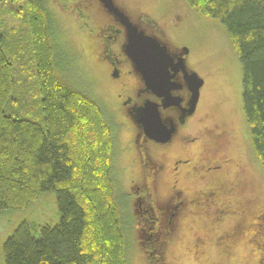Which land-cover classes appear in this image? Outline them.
Masks as SVG:
<instances>
[{"label": "trees", "instance_id": "16d2710c", "mask_svg": "<svg viewBox=\"0 0 264 264\" xmlns=\"http://www.w3.org/2000/svg\"><path fill=\"white\" fill-rule=\"evenodd\" d=\"M185 2L226 28L241 64L252 148L264 169V0ZM23 3L27 34L18 33L28 37L30 52L21 53L20 34L13 43L0 26V212L55 191L60 218L37 236L22 221L2 245L5 264H127L112 123L88 92L64 78L60 29L47 0Z\"/></svg>", "mask_w": 264, "mask_h": 264}, {"label": "rangeland", "instance_id": "374dc122", "mask_svg": "<svg viewBox=\"0 0 264 264\" xmlns=\"http://www.w3.org/2000/svg\"><path fill=\"white\" fill-rule=\"evenodd\" d=\"M121 1L125 2V7L134 16L144 14L145 20L148 17L165 27L169 51L173 52L175 47L180 46L186 47L189 51L186 61L191 70L203 79L204 84L200 89L201 96L195 112L197 118L195 128L203 130V127L208 126L214 132L217 128L227 131V142H223L221 148L230 161L217 177H221L220 183L227 186H230L233 180H242L245 185L243 191L246 190L237 196V200L242 201L243 204L241 211L236 210L233 218H225L221 225H217V221L213 218L205 216L190 219L185 212L186 195L181 194L176 201L179 207L175 223L176 227L178 223V230L163 237L166 241L162 243L160 240L166 229L162 228L161 231H155V234L151 235L147 228L141 227L140 217L137 214L132 217L131 209L126 207L128 183L132 177L126 169L127 162L131 161L128 166L130 172L136 173L140 167L138 155H135L134 148L130 144L133 131L129 123L121 124L120 118L116 116L115 108L118 107V100L114 98L111 77L109 79L107 72L104 71L102 73L104 78L101 79L92 60L87 39L89 35L87 12L83 8L82 0H70V2L47 0L55 24L60 29L56 44L65 57L64 62L60 64L64 78L76 88L88 92L99 103L112 123L114 132L112 176L115 179L117 196L121 201L120 209H123L122 213L126 217L124 219L127 242L126 263L264 264V260L259 258L264 252V226H262L264 225V169L256 159L252 148L249 126L242 104L241 64L231 47L226 28L213 18L208 19L197 14L185 0ZM1 4L4 7L1 6L0 26L4 27L7 39H11L14 43V38L20 34V44L24 48L21 53L30 52L31 43L28 37L24 39L23 34L18 33L19 31L26 33L28 27L24 18L23 0H16L13 4L10 0H0ZM14 7L17 13L12 11ZM131 94L136 96L137 92L133 91ZM237 162L239 165H236ZM183 184L197 189L208 186L199 179L186 180ZM160 185L159 196L163 197L168 192L166 190L168 185L162 182ZM59 218L55 191H44L22 209L2 210L0 264H5L2 247L4 241L22 221L31 224L32 235L37 236L44 224L54 226ZM228 225L229 229L234 231L233 237L229 240L218 238L221 229ZM171 234L173 241L168 243L167 237L171 238ZM196 235H203L204 243L200 249L192 244ZM150 237L151 241L148 240ZM146 238L148 245L159 241V249L163 251L160 258L142 249L140 243Z\"/></svg>", "mask_w": 264, "mask_h": 264}, {"label": "flooded vegetation", "instance_id": "af4514ba", "mask_svg": "<svg viewBox=\"0 0 264 264\" xmlns=\"http://www.w3.org/2000/svg\"><path fill=\"white\" fill-rule=\"evenodd\" d=\"M123 2L114 0L115 6L125 12L133 24L145 31L146 35L156 37L168 47L165 27L153 22L147 16L145 20L144 14L138 16L139 18L134 16L125 7V2L122 4ZM82 5L87 12L86 18L89 22L88 44L93 56L92 60L101 79L104 78L102 77L104 71L107 72L109 79L111 77L114 98L118 100V107L115 108L116 116L120 118L121 124L129 123L133 131L130 144L134 148L135 155H138L140 167L136 173L130 172L128 166L131 161L127 162L126 169L132 177L128 183L126 207L131 209L132 217L137 214L141 219V227L147 228L151 235H154L155 231H161L162 228L166 229L160 238L162 243L166 241L163 237L178 230V223L177 227L175 224L179 214L176 201L181 194L186 195L185 212L190 219L205 216L213 218L217 221V225H221L227 217L232 219L234 212L242 209V201L237 200V196L246 192L243 191L245 185L242 180H233L231 185L227 186L220 183L221 177H217L230 161L221 148L222 143L227 142V131L217 128L214 132L208 126L203 127V130L195 128L197 120L195 112L201 96L200 89L204 84L199 89V98L194 111L189 113L187 109L191 91L186 85L182 70H179L171 77V81L177 87L170 91L171 95L180 98L179 103L163 106L162 97H158L152 88L146 85L145 79L126 54L127 32L116 14L106 9L101 0H82ZM185 49L186 47L180 46L175 47L173 52L169 49L168 51L174 56L175 62L181 60V63H185L187 72L191 73L193 70L186 61L189 51L186 49L185 52ZM133 91L137 92L136 96L131 94ZM146 101L155 102L164 128L169 131L167 138L161 141L150 138L133 118V113ZM236 165L239 163L237 162ZM190 179H199L208 186L197 189L183 184ZM161 182L168 185L166 189L168 192L163 197L159 196ZM229 228L228 225L221 229L218 238L229 240L233 237L234 231ZM170 236L171 238L167 237L168 243L173 241L172 234ZM202 236L196 235L192 242L197 249H200L204 243ZM148 240L151 241L152 238ZM148 240L146 238L140 243L142 249L160 258L163 251L159 249V241L148 245Z\"/></svg>", "mask_w": 264, "mask_h": 264}, {"label": "water", "instance_id": "95a60500", "mask_svg": "<svg viewBox=\"0 0 264 264\" xmlns=\"http://www.w3.org/2000/svg\"><path fill=\"white\" fill-rule=\"evenodd\" d=\"M101 1L104 7L114 12L118 20L125 26L127 32L125 52L132 60L136 70L145 79L146 85L152 88L158 97H162L163 106L179 103L180 98L170 94L171 89L177 87L171 81V77L182 70L186 85L191 91L187 110L192 113L199 98V89L203 85V79L195 71L188 73L185 63H181V60L175 62L174 56L168 51L167 45L160 42L156 37L146 35L145 31L140 30L136 24L129 20L125 12L115 6L114 0ZM170 69L172 72H170ZM140 107L139 110L133 113V118L142 126L143 131L150 138L153 137L159 141L167 138L169 131L164 128L155 102L146 101Z\"/></svg>", "mask_w": 264, "mask_h": 264}]
</instances>
